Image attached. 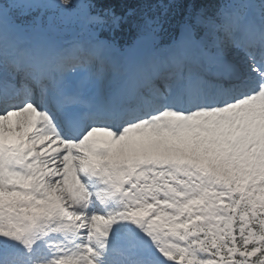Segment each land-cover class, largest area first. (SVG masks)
<instances>
[{
    "label": "snow or ice",
    "instance_id": "obj_1",
    "mask_svg": "<svg viewBox=\"0 0 264 264\" xmlns=\"http://www.w3.org/2000/svg\"><path fill=\"white\" fill-rule=\"evenodd\" d=\"M0 264H264V0H0Z\"/></svg>",
    "mask_w": 264,
    "mask_h": 264
}]
</instances>
